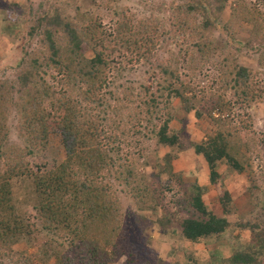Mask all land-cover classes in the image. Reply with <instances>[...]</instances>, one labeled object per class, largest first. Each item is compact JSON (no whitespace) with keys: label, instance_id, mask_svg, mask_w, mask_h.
<instances>
[{"label":"rangeland","instance_id":"374dc122","mask_svg":"<svg viewBox=\"0 0 264 264\" xmlns=\"http://www.w3.org/2000/svg\"><path fill=\"white\" fill-rule=\"evenodd\" d=\"M219 1L223 2L0 0V134H6L3 152H7V156L0 153V183H9L12 207L25 225L24 235L0 243V264H229V258L239 252L257 259L252 264H264V250L260 251L264 242V0H226L221 12ZM193 3L197 8L193 13L180 11ZM206 16L211 25L207 29ZM52 20L60 24L54 26ZM68 20L81 29L97 31L96 37L72 41ZM123 20L128 29L152 39L144 42L143 56L135 45L126 49L120 47L121 41L116 43L118 38L108 39L110 62L98 71L108 82L100 88L99 104H89L79 95L84 86L77 81L78 73L86 71V61L97 52H104L100 42L109 35L103 36L116 35L123 29ZM224 65L257 73L253 81L261 95L244 110L234 105L233 89L222 91L234 105L233 123L239 128H243L241 120L248 124L256 144L242 150L249 160L243 172L220 162L219 177L213 182L195 146L215 137L219 128L206 114L197 118L174 93L190 86L184 95L192 99L194 92L204 88L222 89ZM74 77L76 81L68 84ZM35 84L50 89V95L30 97L44 106L48 126H55L52 104L69 98L78 101L81 110L90 108L92 120L107 114L108 121L98 126L100 133L110 128L117 137L115 141L94 135L96 145L107 154L94 174L79 165L73 168L75 181L107 191L112 212L108 217L97 214L99 219L92 213L85 221L88 210L82 206L73 218L87 224L86 238L74 227L53 231L45 227L37 208V174L62 164L67 153L61 134L50 127L46 146L33 147L34 139L26 138L21 105L29 102L24 87L32 86V91ZM55 93L59 100L51 97ZM31 102L39 107L40 102ZM150 110L153 114L148 115ZM168 118V136L179 138L176 146L159 142L158 133ZM113 122L120 129L111 126ZM15 151H24L20 174L13 169ZM198 191L208 209L230 225L222 235L192 244L182 237L180 225L195 216L189 198Z\"/></svg>","mask_w":264,"mask_h":264},{"label":"trees","instance_id":"16d2710c","mask_svg":"<svg viewBox=\"0 0 264 264\" xmlns=\"http://www.w3.org/2000/svg\"><path fill=\"white\" fill-rule=\"evenodd\" d=\"M221 1L224 2L226 0ZM223 2L219 1V4L217 5L220 12L223 9ZM217 3L218 2L214 4ZM196 10L197 8L193 3L181 8L180 11L185 14H190ZM207 18L208 17L206 16V19ZM79 21L82 20L79 19ZM66 22V27L68 26V35L72 41L79 43L80 39L89 38V36L93 38V35L96 37L97 31L90 30V27L83 26L85 28L81 29V26L74 24L70 20ZM121 22V28L123 29L117 31L115 33L116 35H113V33L105 34L102 31V33L105 34L103 38L109 35L105 38V40H101L100 42L104 52H97L94 58L86 61V71L83 70L78 73L79 80L77 81L84 86V90L81 91V94L79 95L83 96L85 101L89 104H99V101H101H98L100 88L102 89L104 84L108 82L107 77H104L103 73L98 74V71L101 68L104 71V68H106V66H108V62H110V59L107 57L109 53H106V51H109V47L106 45L108 39L111 37L118 38L116 43L121 41L120 47H124L126 49L127 47L131 48L132 45H135L137 50L140 51L139 54L141 56H143V53L146 50H142L145 48L144 42L146 41L145 43H149V39L147 38H150V40L152 39L149 36L146 38L142 37L141 33L137 34L132 29H128V25L124 22V20ZM51 24L58 26L60 24V20H52ZM210 26V22L207 19L205 26L206 29ZM86 28L90 31L85 32L84 30H86ZM255 28L256 30L258 29L257 27ZM77 29L84 35H81ZM126 29L131 30L132 32L127 34ZM225 29L229 32V27ZM256 33L257 32L254 31L253 35ZM51 47L54 48L53 42L51 43ZM77 48H79V45ZM59 64L60 63L58 62L56 63V65ZM231 68L232 67L229 65H224L220 68L222 75L224 74L226 77H223L224 87L216 92H213V89L204 88L199 92H194L195 98L190 99L184 95V91L186 89L191 90V87H186L184 85L182 90H176L174 93L175 96L181 98L183 102L191 106L189 111H194L197 118H202L204 114H206L215 121L219 128L215 137L210 138L206 143L197 144L195 146L196 153L205 158L209 166L213 182H215V180L219 177L217 166L220 162H226L231 169L243 172L249 160L247 159L246 154L242 153V150L243 148L251 150L252 146L256 144V141H251L250 139L252 135L251 132L253 131H251L248 124L241 120L243 122L241 125L243 128H239L233 123L232 108L236 105L244 110L249 109L252 108L253 104H255V102L259 99L261 93L258 95L259 89H256L257 83H254L253 81V78L257 76V73L253 74L251 69L240 65L232 69ZM74 81H76L75 77L73 81L69 80L68 84H73ZM35 86L32 91H30L32 86L24 87L25 90L23 96H27L29 98V102L24 99L27 103L23 104V106L21 105L22 111L24 112L27 120L26 138L28 139L29 137H32L34 139V143L31 144L33 147L46 146L49 134L48 127H50L43 120L45 118V113H47L44 106H42L40 101L30 99L34 93L41 96L44 94L50 95L51 93L48 94L50 89L48 86H40L39 84H35ZM228 89L234 90L236 96L234 105L231 102H227L223 96L224 92L222 91H226ZM62 95H67V93L64 92ZM51 97L55 100L60 99L56 93L52 94ZM261 98L262 97H260V99ZM153 100L156 103V100ZM31 101H33V103L40 102L37 104L39 107H34ZM78 105V101L74 102L69 98L60 100L56 104H52L53 112H55L53 114L55 115V126L50 128H52V130H57L61 134L67 158L62 164L55 166L51 171L37 174V178L35 180V191L38 200L37 208L41 218L45 220V227L51 229L52 231L58 230L62 226L65 229H72V227H74V231L76 233H83L82 237L86 238L84 228L87 224L73 218L75 214L81 210V207L84 206L88 210V217L85 221L91 217L92 213H94V215L98 218V215L100 217L103 215L108 217L112 212L110 202H108L109 199L107 198V191L102 187H94L93 189V187H88V184L86 183L75 181L73 168L74 166L79 165L84 171L94 174L95 168L99 170L107 158L105 150L100 145H96L97 143L94 135L99 137L105 136L106 138L115 141H117V137L112 134L114 132L110 128H103L100 133L98 126H100L101 122L103 123L108 121L107 114L105 117L95 115V117H93L95 120H92L90 119V108L82 106V108L86 110L85 111L81 110ZM155 110H160L157 105H155ZM216 113H218V117H216ZM147 114H153V111L150 110ZM42 121L45 124H43ZM169 123L170 119L168 118L165 121L164 126L161 128V131L158 133L159 142L164 145L176 146L179 144V138L177 135H173L172 137L168 136ZM111 126H116L117 129H120L116 122H113ZM3 134L4 133L0 134V153L7 156V152H3V144L5 142L6 135ZM12 154L17 158L13 169L17 171L16 174H20L18 169L22 165L21 157L24 154V151H15ZM18 158H20V161H18ZM141 192L146 198V192ZM69 194L71 198L66 199ZM154 195L155 194L153 193L151 197H154ZM189 202V207L194 210L195 216L185 218L180 225L182 237L186 241L191 242L192 244H199L207 238L222 235L229 228V220L226 218H219L214 215L205 205L203 194L201 192L198 191L196 194H193L192 197L189 198ZM69 210L72 211V214ZM162 225L164 226L163 223L161 226ZM163 233L166 234L167 232L163 231ZM24 234L25 225L22 220L16 216L15 208L12 207V195L9 183H0V243H5ZM262 243L263 248H260L261 252L264 250V242ZM251 256L248 252H239L229 258L228 263L252 264L253 262H257V259ZM57 264L62 263L58 261Z\"/></svg>","mask_w":264,"mask_h":264}]
</instances>
